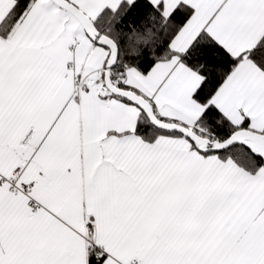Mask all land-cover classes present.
<instances>
[{"label":"snow or ice","instance_id":"snow-or-ice-1","mask_svg":"<svg viewBox=\"0 0 264 264\" xmlns=\"http://www.w3.org/2000/svg\"><path fill=\"white\" fill-rule=\"evenodd\" d=\"M0 264H264V0H0Z\"/></svg>","mask_w":264,"mask_h":264}]
</instances>
